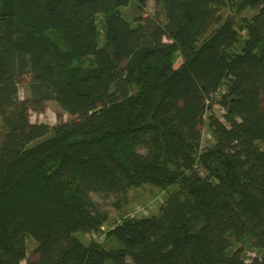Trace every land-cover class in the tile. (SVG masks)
Returning <instances> with one entry per match:
<instances>
[{"label":"trees","instance_id":"16d2710c","mask_svg":"<svg viewBox=\"0 0 264 264\" xmlns=\"http://www.w3.org/2000/svg\"><path fill=\"white\" fill-rule=\"evenodd\" d=\"M146 1L0 0V264H264V0ZM49 100L73 118L31 122ZM145 185L158 213L76 236Z\"/></svg>","mask_w":264,"mask_h":264},{"label":"rangeland","instance_id":"374dc122","mask_svg":"<svg viewBox=\"0 0 264 264\" xmlns=\"http://www.w3.org/2000/svg\"><path fill=\"white\" fill-rule=\"evenodd\" d=\"M121 12L126 18H129L130 20H133L140 14L137 5L133 1L130 2L129 5L122 7ZM254 12V10H247L244 11L240 16L251 17ZM230 13L232 14V12L224 10V16H227ZM143 14L144 16L157 15L162 17V11H160L159 5L153 0L146 1ZM30 77L31 75L27 73L23 80L18 84L17 96L19 99L27 98L30 95ZM208 113H212L215 117L224 121V109L220 104L214 103L211 111ZM29 114V119L31 122L45 123L51 127L56 125L59 121H67L73 118L54 100L47 101L45 104V109L42 112L30 111ZM7 130L8 126L0 115V139ZM203 132L205 133L203 138L204 144H212V135L206 127L204 128ZM142 152H144V150H142ZM91 197L98 209L107 214L108 220L97 232L77 233L76 236H78L84 243H88L92 239L99 242H106V238L104 236L105 232L117 226L121 219L126 218L127 214L129 215L131 213H136L135 216L141 218L158 213L166 198V192L156 187L145 185L139 188L129 189L126 193H91ZM26 243L27 256L29 257L36 243L30 237L27 238ZM238 248H242L241 256L245 261H249L253 257H260L263 252L262 249L253 247L248 238H246L244 241H233L231 249L234 251Z\"/></svg>","mask_w":264,"mask_h":264},{"label":"built area","instance_id":"2783aa9c","mask_svg":"<svg viewBox=\"0 0 264 264\" xmlns=\"http://www.w3.org/2000/svg\"><path fill=\"white\" fill-rule=\"evenodd\" d=\"M130 216H135L136 215V213H131V214H129Z\"/></svg>","mask_w":264,"mask_h":264}]
</instances>
